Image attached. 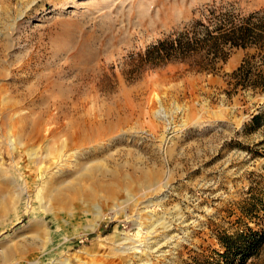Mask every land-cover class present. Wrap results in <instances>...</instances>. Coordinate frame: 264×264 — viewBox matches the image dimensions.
Here are the masks:
<instances>
[{"label": "rangeland", "instance_id": "obj_1", "mask_svg": "<svg viewBox=\"0 0 264 264\" xmlns=\"http://www.w3.org/2000/svg\"><path fill=\"white\" fill-rule=\"evenodd\" d=\"M212 1L264 8L0 0V264H208L264 179V92L224 91L251 49L215 73L136 53Z\"/></svg>", "mask_w": 264, "mask_h": 264}, {"label": "trees", "instance_id": "obj_2", "mask_svg": "<svg viewBox=\"0 0 264 264\" xmlns=\"http://www.w3.org/2000/svg\"><path fill=\"white\" fill-rule=\"evenodd\" d=\"M235 47L251 51L225 73L226 95L231 97L239 90L263 93L264 8L241 12L231 2L205 3L181 28L137 52L136 64L146 68L183 62L198 71L215 73L218 63L224 62ZM263 114H252L242 130L246 133L258 128ZM231 205L226 210L236 215L230 220L234 230L224 229L215 235L220 249H213L215 255H210L208 264H264V179L251 182ZM251 221L257 228L250 225Z\"/></svg>", "mask_w": 264, "mask_h": 264}, {"label": "bare ground", "instance_id": "obj_3", "mask_svg": "<svg viewBox=\"0 0 264 264\" xmlns=\"http://www.w3.org/2000/svg\"><path fill=\"white\" fill-rule=\"evenodd\" d=\"M55 189H56V188H55ZM58 193H59L58 190H56V192H55V191L53 192L54 195H56V194L58 195ZM57 195H56V196H57ZM58 196H59V195H58ZM58 196H57V198H58ZM52 197L54 198V196H52ZM57 198H56V199H57Z\"/></svg>", "mask_w": 264, "mask_h": 264}]
</instances>
